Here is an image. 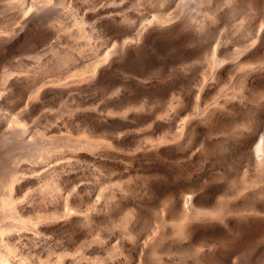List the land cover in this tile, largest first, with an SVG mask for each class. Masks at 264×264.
I'll list each match as a JSON object with an SVG mask.
<instances>
[{
    "label": "rangeland",
    "instance_id": "rangeland-1",
    "mask_svg": "<svg viewBox=\"0 0 264 264\" xmlns=\"http://www.w3.org/2000/svg\"><path fill=\"white\" fill-rule=\"evenodd\" d=\"M168 2L0 0V264H264V0Z\"/></svg>",
    "mask_w": 264,
    "mask_h": 264
},
{
    "label": "bare ground",
    "instance_id": "bare-ground-1",
    "mask_svg": "<svg viewBox=\"0 0 264 264\" xmlns=\"http://www.w3.org/2000/svg\"><path fill=\"white\" fill-rule=\"evenodd\" d=\"M176 0H169V4L168 5H173L175 3ZM184 1V0H183ZM188 1V0H187ZM191 2V0H189ZM181 2V1H180ZM184 3V2H183ZM187 3V2H186ZM179 4V3H178ZM182 4V3H181ZM177 6V8L179 7L180 8V5ZM190 4V3H189ZM187 4V5H189ZM185 6V4H184ZM178 8V9H179ZM182 8V7H181ZM244 12V10H243ZM180 13H181V10H180ZM179 13V14H180ZM171 20L167 19V20H155L152 18L151 21H148L147 23L145 24H142L140 26H138L134 32H133V36L130 40L128 41H124L121 45V50L120 53L122 54L123 52H127L129 49V47L131 46V44H133V42L135 40H140L142 38L145 37V34H146V31L147 29H149L151 27L152 28H158L163 25V24H168L170 23ZM164 25V26H165ZM258 24H254L253 26H251V24L249 26H251V36L250 38L244 42H241L239 45H237L236 47L234 46V50H235V53L237 54V57L233 58L232 61H229V62H225V66L226 65H231L232 66H240L241 65H246L250 59V56H249V53L250 52H253V50H256L260 44L264 41V24H262L261 26H256ZM248 30V29H247ZM156 31V30H155ZM247 32V31H246ZM249 34V33H248ZM245 35V34H244ZM247 35V34H246ZM246 37V36H244ZM248 38V36H247ZM242 40V39H241ZM3 42V41H1ZM224 47L222 46H216V48L214 47V50L212 52L213 54V57L215 59H217L218 57H220L222 54H223V51H224ZM240 52V53H239ZM127 54V53H126ZM123 55V54H122ZM222 57V56H221ZM214 59V60H215ZM253 61V60H252ZM218 62V61H217ZM251 62V61H250ZM249 62V63H250ZM223 65V64H222ZM251 66V65H250ZM184 121H186L185 119H182ZM184 121H182L181 123H183L184 125L186 123H184ZM180 123V122H179ZM180 124H176L178 126L181 125ZM176 126V127H178ZM183 126V125H182ZM181 128V127H180ZM184 128V127H182ZM178 130V129H177ZM181 130V129H180ZM243 136V139L240 141L239 143V147L242 148L243 150V153H244V157L245 159H248V163L249 164H253V166L255 168H258L259 169V172L260 171H263L264 172V129L260 128V126H255L253 128V130H251V134H245V135H242ZM258 171V170H257ZM262 173V172H261ZM259 173V176L260 174ZM263 175V174H262ZM264 176V175H263ZM262 176V177H263ZM259 180V179H258ZM263 180V179H262ZM252 184V183H251ZM248 186V185H247ZM245 187V186H244ZM257 187V186H256ZM242 188V187H241ZM250 188V187H248ZM252 188V187H251ZM255 188V186L253 187ZM252 188V190H254ZM220 189V188H219ZM247 189V188H246ZM221 190V189H220ZM219 191V190H217ZM242 191V190H241ZM241 191H237L239 192V194H242L243 191H247V190H243L242 193ZM250 191V190H249ZM223 192V191H222ZM251 192V191H250ZM218 193V192H217ZM227 193V192H226ZM245 193V192H244ZM220 194V192H219ZM222 194V193H221ZM237 193V195H239ZM218 196H221V195H218ZM228 196V195H227ZM255 196V195H254ZM239 197V196H236V198ZM226 198V197H225ZM228 198V197H227ZM226 198V199H227ZM231 198V197H230ZM183 208L182 209H185L187 212L189 213H199L201 214L203 217H210L211 216V211L208 210L207 208H204L203 206H200L199 204V200L197 198V196L194 194V193H190L188 195L185 196V198L183 199ZM230 200V199H229ZM232 200V199H231ZM221 201V200H220ZM225 201V200H224ZM222 204V203H220ZM225 204V203H224ZM219 206V205H218ZM223 207V206H222ZM214 211V210H213ZM191 216V215H190ZM194 216V215H193ZM195 216H199V215H195ZM143 250L145 251L146 250V247L145 245L142 246ZM147 251V250H146Z\"/></svg>",
    "mask_w": 264,
    "mask_h": 264
}]
</instances>
